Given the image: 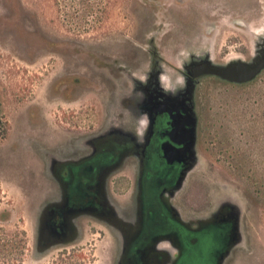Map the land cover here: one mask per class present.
I'll return each mask as SVG.
<instances>
[{
	"label": "rangeland",
	"instance_id": "1",
	"mask_svg": "<svg viewBox=\"0 0 264 264\" xmlns=\"http://www.w3.org/2000/svg\"><path fill=\"white\" fill-rule=\"evenodd\" d=\"M263 34L264 0H0V264H49L34 260L30 231L49 192L48 155L121 98L136 107L132 80L150 59L175 72L189 53L249 60ZM193 100L190 176L208 203L225 195L239 205V239L223 264H264V69L242 84L205 75ZM105 240L81 263L114 264Z\"/></svg>",
	"mask_w": 264,
	"mask_h": 264
},
{
	"label": "flooded vegetation",
	"instance_id": "2",
	"mask_svg": "<svg viewBox=\"0 0 264 264\" xmlns=\"http://www.w3.org/2000/svg\"><path fill=\"white\" fill-rule=\"evenodd\" d=\"M263 46L264 34L255 49ZM204 60V53H189L177 70L187 88L162 96L163 69L150 59L147 85L132 80L144 93L136 107L121 98L113 113L68 140L62 155H48L49 192L30 227L35 261L82 264L84 249L105 237L114 264H223L239 239V205L225 195L208 203L207 189L199 193L190 176L199 133L191 90L205 76H193ZM141 112L150 124L138 137ZM160 241L172 247L157 251Z\"/></svg>",
	"mask_w": 264,
	"mask_h": 264
},
{
	"label": "water",
	"instance_id": "3",
	"mask_svg": "<svg viewBox=\"0 0 264 264\" xmlns=\"http://www.w3.org/2000/svg\"><path fill=\"white\" fill-rule=\"evenodd\" d=\"M263 69H264V46L259 50H257L249 60L232 59L224 64H216V63H212L209 60H204L203 63L200 64L199 67H197V70L193 74V76L209 75V76L217 77L229 83L242 84L253 80ZM157 91L162 96L166 95V93L162 90L159 83H158ZM191 93L193 99V88L191 90ZM193 141H195V135H193L192 142ZM196 164H197V151L195 156V163H193L192 165V170L195 168Z\"/></svg>",
	"mask_w": 264,
	"mask_h": 264
},
{
	"label": "clouds",
	"instance_id": "4",
	"mask_svg": "<svg viewBox=\"0 0 264 264\" xmlns=\"http://www.w3.org/2000/svg\"><path fill=\"white\" fill-rule=\"evenodd\" d=\"M150 71V69H149ZM140 82L144 85H147L148 80L150 79V75L142 74L138 76ZM157 80L162 90L166 94H171L172 96H176L182 90L187 88V78L182 75L180 72L175 71H161L157 76ZM136 95L141 99L144 97L143 91L136 92ZM137 127H136V135L138 137H142L150 124V117L146 112L139 113L138 117H136ZM172 247L170 241H160L156 245L157 251H166Z\"/></svg>",
	"mask_w": 264,
	"mask_h": 264
}]
</instances>
